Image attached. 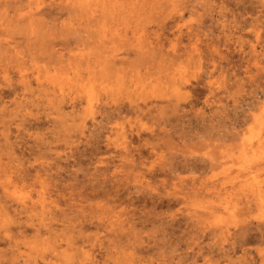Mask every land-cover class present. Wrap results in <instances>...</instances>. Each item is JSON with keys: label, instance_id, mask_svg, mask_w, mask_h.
Here are the masks:
<instances>
[{"label": "rangeland", "instance_id": "1", "mask_svg": "<svg viewBox=\"0 0 264 264\" xmlns=\"http://www.w3.org/2000/svg\"><path fill=\"white\" fill-rule=\"evenodd\" d=\"M0 264H264V0H0Z\"/></svg>", "mask_w": 264, "mask_h": 264}]
</instances>
